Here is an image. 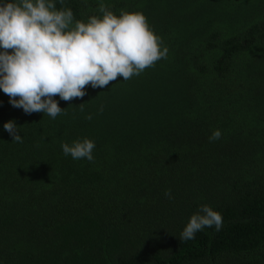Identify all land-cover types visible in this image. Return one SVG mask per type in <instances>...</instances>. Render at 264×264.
<instances>
[{"label":"trees","instance_id":"obj_1","mask_svg":"<svg viewBox=\"0 0 264 264\" xmlns=\"http://www.w3.org/2000/svg\"><path fill=\"white\" fill-rule=\"evenodd\" d=\"M100 4L142 13L167 58L71 104L54 97L55 119L0 90V264H264V0L63 6L86 23ZM85 138L93 161L64 155ZM203 205L222 227L181 242Z\"/></svg>","mask_w":264,"mask_h":264},{"label":"clouds","instance_id":"obj_2","mask_svg":"<svg viewBox=\"0 0 264 264\" xmlns=\"http://www.w3.org/2000/svg\"><path fill=\"white\" fill-rule=\"evenodd\" d=\"M57 3L61 5L57 8ZM65 0H2L0 2V90L9 103L25 114L60 115L58 101L83 98L86 88H105L122 77L127 81L167 58L169 49L149 27L140 12L121 11L115 15L104 4L102 16L85 23L76 20ZM83 111V103L79 104ZM86 119L91 120V115ZM14 120L3 129L15 142H23ZM219 129L210 141L220 139ZM65 156L93 161L94 141L85 138L63 143ZM166 196L171 198L170 191ZM222 215L208 205L190 217L180 233V241L195 238L206 227H222Z\"/></svg>","mask_w":264,"mask_h":264}]
</instances>
